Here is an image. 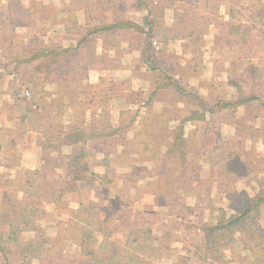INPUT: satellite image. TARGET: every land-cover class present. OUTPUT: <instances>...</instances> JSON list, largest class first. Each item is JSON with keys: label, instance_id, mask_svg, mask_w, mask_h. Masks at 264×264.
<instances>
[{"label": "rangeland", "instance_id": "374dc122", "mask_svg": "<svg viewBox=\"0 0 264 264\" xmlns=\"http://www.w3.org/2000/svg\"><path fill=\"white\" fill-rule=\"evenodd\" d=\"M5 1H7L8 7L6 10L0 11V66L3 67L0 72V119L6 122L8 125L6 127L9 129V115H11V119L17 118L16 122L25 131L27 128L38 126L34 118V102L32 101L38 97V91L42 88L43 103L47 102V82L48 80L53 81L55 77L52 73L45 71L47 60H50V57L40 56L36 59L31 57L32 53H37L42 47L48 50L47 27L44 23L46 19L43 21L41 19L48 15L50 9L47 8L46 3H43L46 0ZM166 2V0H157V4L150 6L153 13L149 16V23L152 24L149 37L145 34L148 29L145 25L143 31L131 27L129 32L120 29L121 35L126 39L131 38L142 51H145L146 45L151 43L156 51L153 57L162 67L167 65V61H162L161 57L164 54L159 47L161 42L166 44L164 38L169 33L160 21L166 13L167 16L172 13V18L175 15L173 8L166 7ZM109 4L110 7L117 4V8L113 7L117 9L116 16L119 21L124 20L120 18L128 13L124 6L125 0H113V3ZM176 4L183 5L180 0H176ZM223 9L222 6L220 12L221 16L225 18L226 8ZM133 12L137 19L142 18L143 12L146 13L145 10L135 9ZM192 22L199 31L207 29V32L210 33L209 25L206 22H198L195 19ZM15 24L16 31L25 30V39L12 35L9 31L12 28L11 25ZM172 25L167 28H173ZM184 31L181 30L180 33ZM206 34L199 35L194 41L191 40V44H185V50L188 52L195 47L211 48V50L215 48L214 53L218 51L219 57H230V61L233 60V65L240 69L238 73L230 77L235 81V86L241 90L240 99L254 96L256 97L255 101L238 106L233 105V108L223 107L218 102L212 105V97L206 95L204 90L196 89L190 84H198V88L206 86L204 74L207 72V65L210 64L209 56L214 53L209 54L208 51L203 55L197 53L192 56L193 58L177 55L176 57L181 58L182 63L187 61V65L191 67L188 69L186 66V72L181 66L173 69L174 73H180V77L177 79L184 91L175 93V99L182 98V102L185 99L193 102L202 99L206 105V109L201 110L205 113L204 119L187 122L184 125V131L192 139L188 144V148L191 150H188L189 158L184 165L186 168L182 165L178 166V160L167 159L165 161L163 159L165 146L162 141L167 139V135L162 134L163 131H156V135H152V133L145 135L144 133L148 129L145 130L143 127L139 129L140 133L144 132L143 135L140 134L137 137L133 136L129 130L125 131L127 136L122 140L127 139V141H124V145L128 144L129 140L125 152H119V146L112 151L113 146L109 149V155L100 152L94 154L93 161L91 160V163H94L93 170L113 179L112 184L103 183L97 185L96 189H93L94 186L82 187L74 193L66 191L60 198L57 208L52 202L36 200L35 188L38 187V190L42 192V185L26 187L22 182H17L18 175L25 176L28 172H19L17 175L10 167L0 168V264H124L119 257L113 256L109 247L102 248L99 247V244L103 241V235L106 232L111 234V238L116 240V243H130L133 236L129 235L127 238V227L130 225H134L132 231L153 227L154 234L138 233L139 236L149 241L138 237L139 245L143 248H138L136 244L130 247L132 252L127 251V253L132 258V263L130 261L129 264H136V259L140 256L143 257L139 258L143 261L142 264L145 262L146 264H170L176 259L178 253L186 256V252L181 249L182 242L180 240L171 242L169 253L163 252L162 243L158 244L160 227L167 228L172 232L177 231L179 237L190 238L192 230L186 229L187 226H191L199 217L202 221L210 222L215 215V212L205 206L227 207L228 204L234 202L233 191H244L252 195L258 189V178L264 175V145L259 144L258 141L260 137L264 138V129L261 130V133L258 132V127H256L258 119L256 120L255 117L258 118V93H261L258 92V63L264 65V40H259L258 43L253 40L254 38L246 40L215 38L213 40L212 36L206 40ZM153 42H156L157 46ZM94 60V55L89 51L75 52L72 55L67 51L57 54L56 62L50 65L54 64L59 70L58 73L56 71V74L61 80L64 77L65 83L71 84L69 81L77 83L76 78L86 74V70L94 65ZM155 60L147 64L148 67L155 66ZM32 65L37 66L40 73L33 74L31 72ZM194 65L198 66V70L200 69V72L203 73L193 74V77L191 75L188 78L192 82H186L185 78ZM81 89L91 93L94 91L95 85L87 84L86 86L83 82ZM26 91L29 92V95H25ZM78 91L79 89L76 87L73 92L77 93ZM262 95L264 96V89ZM46 105L47 109H51L53 104L48 102ZM68 108L70 107L66 108L64 116H62V121L66 124L74 121L73 110ZM114 112L116 114V110ZM122 112H126L127 115L131 113L130 110H122ZM123 118L122 116V120L119 121L120 125L126 119ZM226 119L231 125L235 119L236 127L233 129L230 125V128L222 129V120ZM56 122L58 123V121ZM164 123L166 122L164 121ZM168 125L172 127L174 124L169 122ZM40 126L43 128L42 124ZM6 127L0 126L1 137L2 134L8 133ZM85 127L92 130L95 124L90 122ZM18 129L14 130L15 141L22 139ZM143 139H149L152 149L159 147V150L149 152L142 150L139 143ZM102 141L105 144L106 141L109 143L110 139L103 138ZM6 144L9 146V141ZM136 153H142V156H138ZM17 154L13 153L15 158ZM102 159L107 162L100 163L99 161ZM104 164L108 165L111 172L103 171ZM171 166H175L178 172V180L173 183L175 184L174 192L169 190L168 193L162 195L164 197L159 201H154L152 191L157 189L151 181L157 179L160 172H168L166 170ZM191 168L194 169L193 172L191 171L193 179L197 175V184L191 182L192 180L189 181V175L184 171ZM163 185L159 186L164 187ZM192 186H195V193L185 192L179 195L175 190L176 187H181L185 191ZM44 193H40V196H43ZM121 193H126V195L122 196ZM176 199L184 201V206L175 204L173 201ZM166 202L168 204H164ZM79 203L83 205L81 210H85L80 214L76 213L80 208ZM172 206H175L174 210L178 209L185 216L182 220L178 218L173 222L170 221L173 218L172 214L169 216ZM186 207H189V210ZM89 209L91 212L88 214ZM262 211H264V204L260 213ZM157 218L164 222H157ZM260 220L264 226V214L260 215ZM163 223H170V225L165 227ZM134 234L136 235V233ZM82 237L86 239L84 242L86 245L80 247L79 239ZM155 237L158 240L151 241ZM89 251H92V254ZM224 251L226 257L231 260L230 264H238L241 255L249 254L244 249V244L239 236L235 242L225 247ZM150 256L155 258L150 259ZM145 257H149V259ZM186 263L195 264L190 260H186Z\"/></svg>", "mask_w": 264, "mask_h": 264}, {"label": "trees", "instance_id": "16d2710c", "mask_svg": "<svg viewBox=\"0 0 264 264\" xmlns=\"http://www.w3.org/2000/svg\"><path fill=\"white\" fill-rule=\"evenodd\" d=\"M110 1L111 0H108L107 2ZM166 1V7L173 8L175 13L172 25L173 28L169 29L171 34L172 32L178 34L181 30H185L180 34H182L184 38L194 41L199 35L207 33V29L199 31L198 27L194 26L192 21L195 19V21L198 22H206L208 25L213 24L215 28L219 30V38L236 40L254 38L253 40H255L256 43H258L259 40H264V0H180L183 5H177L176 0ZM130 3H133V8L135 10H145L144 25L148 27L145 34L149 37V31L152 27V24L149 23V16L153 13L150 6L151 4H157V0H130ZM222 5L226 7L225 18L221 16L220 12V6ZM117 26H128L134 29H141L140 26L131 21H118L116 24L100 26L96 30H107ZM11 27L12 28H10L9 31L13 32L16 24L11 25ZM149 44L150 45H146V50H143V57L145 59L148 58L147 60L150 58L152 59L153 54L156 52L151 43ZM61 51L62 49H60L59 52L52 50L49 51L42 47L37 53H32L31 57L34 59L40 56L44 58L50 57V60H47L48 62L45 67V71L47 72L48 65L56 62L57 54H60ZM166 70L167 71L164 73L165 75L161 76L163 86L172 85L176 93L184 92L179 85V79L167 74L168 70L174 72L173 67H167ZM54 74H56V71L52 73V75ZM60 84L61 83H59L60 89H62L63 83ZM155 90L149 93L147 98L143 100L144 103L152 100L156 94ZM67 93L71 97L69 87ZM63 94V91L61 93L60 90L59 95L57 93L58 96L55 94V97L51 98L53 100L51 103L53 104L51 105V109H47L48 106L46 104L48 103L42 102L39 105L34 103V118L39 125H43V128L41 127L38 129L42 135V138L39 141L43 150L42 165L38 169L28 171V174L25 175V179L22 182L26 187L42 185V192H45V196L44 194L43 196H40V193L42 192H40L37 187L35 188V192H37L35 196L36 200L41 199V202H52L56 208L58 207L60 198L66 191L68 193H74L78 191V188L81 189L82 187L94 186L93 189H96L97 185L103 183L106 185L112 184L113 179H109L107 178V175L93 170L94 163H91V160L93 161L95 153L100 152L109 155V149L113 146L112 151L116 150L119 146V152H125L127 148L126 145H129V140L126 145H124V141H127V139L124 141L122 140L127 136L125 135V131L129 129V125L127 122H124L121 125L119 124L118 127H113L110 121L109 112L108 110H105V107L102 109V114L97 120L98 127L96 130L87 129V127H85L87 124L83 119H79L78 117L75 119L73 118V122L67 124L64 123L62 121V116H64L68 104L63 102ZM137 95V98L142 99L139 94ZM255 99L256 97L250 96L247 98H241L234 103L220 100L218 104L223 107L230 106V108H233V105L238 106L239 104H244L245 102ZM56 100L59 102H55ZM198 103V111L195 112L196 114L178 120L172 129L168 128L167 133H164V135H167V139L162 141L165 146V150L163 151V159L165 161H167V159H171L172 161L178 160V166L182 165V167H185V162L188 161L189 158L188 150H191L188 148L189 140L191 138H189V135H187L188 133L184 131V125L191 120L204 119L205 117V113L201 110L206 109V105L202 102V99H199ZM74 116L77 115L74 114L73 117ZM56 121H58V123ZM54 127H56V129H53ZM138 132L139 134H142L140 133L141 131ZM137 136L138 135L135 137ZM103 138L110 139V141H108L109 143H106V141L105 144H103ZM140 142L139 145L142 146L141 149L145 150V152L159 150V147L152 149V145L149 144V139H143V141ZM64 146H67V148H64ZM136 154L142 156V153ZM99 162L106 163L107 161L102 159ZM192 170L194 169L191 168L188 171H184L189 175V181L192 180L191 182L197 184V175L195 176V179H193ZM103 171L109 173L111 172V169L108 168V165L104 164ZM166 171L168 172H160L157 179L151 181L157 189L154 192L152 191L154 201H159L164 197L162 195L168 193L169 190H172L170 192H174L175 184L173 183L178 180L177 168L171 166ZM174 174L176 175L174 176ZM10 182H12V180ZM162 184H164V187L159 186ZM175 190L179 195H182L185 192L195 193V186H192V188L189 187L185 191H183L181 187H176ZM232 194L234 196V202L228 204L227 207L220 205H213L212 207L205 206L210 208L212 212H215V215L210 222L202 221L199 217V219H197L191 226H187L186 229L192 230L190 238L187 237L186 239L185 237H179L177 231L172 232L167 228L164 229L160 227L158 244L162 243L161 248L163 249V252L169 253L171 242L179 240L182 242L181 249L186 252V256L182 253H178L176 259L170 264H188L186 263V260H190L195 264H230L231 260L226 257L224 249L235 242L238 236L241 237L244 249L249 253L247 255H241L238 264H264V229L260 220V207L264 204V175L258 178V189L255 190L252 195L237 190L233 191ZM121 195L124 196L126 193H121ZM43 197H45V199H42ZM80 201L81 200L79 199V202ZM173 202H175V204L178 203L180 206H184V201H178V199H176ZM79 204L80 208L77 209L76 213L80 214L85 210H81L83 205L82 203ZM164 204L168 203L166 202ZM186 208L188 209L189 207ZM174 209L175 206H172V210L169 212V216L171 214L173 216L170 221L173 222V220H177L178 218L182 220L185 216L178 209ZM32 211L36 212L34 210ZM90 212L91 210L89 209L88 214ZM156 221L164 222V220H159V218H157ZM163 224H165V227L170 225V223ZM132 227H134V225L127 227V238L129 235H133L130 243H116V240L111 238V234L106 232L103 235V241L99 244V247H109L113 256L119 257L122 263L129 264L132 258L129 257L127 251L132 252L130 247L136 244L138 248H143V246L140 247L139 245V238H145L139 236L138 233L154 234L153 227L139 231L135 229L132 231ZM134 233H136V235ZM93 239H95L94 236ZM156 239L157 238L155 237L151 241ZM147 240L148 239H145L144 241ZM79 241L80 247L86 245L84 244V242H86L85 238L82 237ZM150 244H152V242H150ZM89 253L92 254V251H89ZM139 258L143 257L140 256L137 259L135 258L136 264H142L143 261ZM145 258L149 259V257ZM151 258L155 257L150 256V259Z\"/></svg>", "mask_w": 264, "mask_h": 264}, {"label": "crops", "instance_id": "0c3cea01", "mask_svg": "<svg viewBox=\"0 0 264 264\" xmlns=\"http://www.w3.org/2000/svg\"><path fill=\"white\" fill-rule=\"evenodd\" d=\"M105 1L46 0L43 2L46 3L47 8L50 9L48 15L46 17L43 16L41 19L42 21L46 19L44 23L47 27L48 50L59 52V50L62 49L61 53L69 51L71 55L72 53L75 54V52L80 53L81 51L83 53L89 51L95 57L94 65L89 67L86 70V74H83L82 77L79 75V77L76 78L77 83H75L76 81H69L71 84L65 83L64 77L61 80L57 74H54L53 76L55 77L53 81L48 80L47 82L48 92L46 103H52L53 100L51 98L55 97V94L58 96L61 90V93L62 91L64 93L62 96L63 102L68 104V107H70L68 109L71 111L73 110L72 117L76 114L77 116H74V119L77 117L83 119L86 124L93 122V124H95L93 130L97 129V120L100 118L102 109L105 107V110L109 112L112 126L118 127L119 121L122 120L123 116V119L126 118L124 122H127L129 125L128 130L132 132L133 136L140 135L138 131L141 127L145 128V130L148 129L145 133L142 132V134L144 133L145 135L149 133L156 135L155 132L158 130L163 131L162 134L165 132L167 133V128L174 127L178 120L196 114L195 112L198 111L199 103L198 100L193 102L190 100L186 101L185 99L182 102V98L175 99V89L172 85L163 86L161 76L165 75L164 73L167 71V67L174 66L173 69H177L178 66H181L184 68L185 72L187 67L188 69L191 67L187 65V61L182 63L181 58L178 59L176 57L177 55L193 58L192 56L197 53L202 55L207 51L209 54L214 53L215 48L211 50V48L205 49L204 47H195L193 50L190 49L188 53L184 46L188 43L191 44V39L184 38L180 33H170L169 28L174 22V18H172V13L169 16H167L168 14L166 13L160 23L166 28L169 34L164 38L166 44L161 42L159 48L164 54L161 59L162 61L166 60L167 65L163 67L160 66L155 60V57H153L156 65L150 68L147 64L154 62L153 58L149 60H147L148 58L145 59L143 57V51L136 46L135 42H133L131 38L126 39L121 35V28L129 32L130 27L117 26L107 30H96L100 26L116 24L119 21V18L116 16L118 14L117 9H114L118 7L117 4L110 7L109 3L112 4L113 0L107 3H105ZM124 6L128 13L120 19H124L122 21H131L144 30L145 13L143 12L142 18L137 19V17L133 15V3H130L129 0H125ZM222 6H220V8ZM7 7V1L0 0V11L6 10ZM223 8V10H225L226 7L223 6ZM167 26L170 27L167 28ZM208 30L210 33L207 32L205 36L206 40H209L211 36L213 40L219 38V30L215 28L213 24L209 25ZM11 33L12 35L20 36L22 39L26 38L25 30L18 32L14 29ZM142 34L144 33L142 32ZM129 36L130 33L128 37ZM209 57L210 64L207 65V72L204 74V76H206V86H200L202 88H198L199 85L191 83L192 81L188 78L191 77V75L193 77V74L196 75L197 73L200 75L203 73L200 72V69L198 70V66L196 65H194V69L190 68V73L185 78L186 82L191 83L190 86L196 89L204 90L206 95L212 97V105L220 102V100L233 103L239 101L241 90L238 86H235V81L230 79L232 75L239 72V67L233 65V60L230 61V57H227L228 59L224 56L222 58L219 57L218 51ZM2 68L3 67L0 66V72ZM47 68L50 73H54L55 71L58 73L59 71L54 64L48 65ZM39 70L37 66H31V72H33V74L40 73ZM167 74L174 78L180 77V73H174L171 70H168ZM83 82L86 86L87 84H94V91L88 93L81 89V84ZM59 83H63L62 89H60ZM68 87L70 95H72L71 97L67 93ZM76 87H78L79 91L74 93L73 91ZM156 87L157 89L155 90ZM263 89L264 65L263 63H258V92L261 93H258V118L254 117L256 120L258 119V126L256 127H258V132L260 131V133L261 130L264 129ZM41 90L43 89H39L38 97L33 100L37 105L44 101V95ZM154 90L156 94L152 100L144 103L143 100ZM137 94H139L142 99L137 98ZM254 101L255 100L249 102ZM55 102L59 101L56 100ZM202 102L205 103L204 100H202ZM69 104L71 105L69 106ZM115 110L116 114H114ZM118 110H120L121 113ZM122 110H130L131 113L127 115L126 112H122ZM207 117L210 118L208 115ZM233 120L234 123L232 125L227 119L222 120L223 123L221 128H230L231 125L234 129L236 125L235 119ZM16 121L17 118L11 119V115H9L8 129L6 127L8 126L6 122L0 119V126L6 127V131L10 134H2V137L0 135V168L4 169L5 167H10V169L12 168L18 175L19 172H28L40 168L42 165L43 150L39 144L40 136H42L38 130L41 128L39 123L36 122L38 125L37 127L34 126L31 129L27 128L23 131ZM164 121L166 123H164ZM195 121L197 120L195 119L189 122ZM169 122H172L174 125L171 127V125H168ZM19 127L20 129H18ZM17 129L21 132L20 137H22V139L20 141H15L13 138L14 130ZM7 141L10 143L9 146L6 144ZM258 143L264 145V138L260 137ZM13 153H18L16 158ZM24 179L25 176L18 175L17 182H23ZM262 206L263 204L260 210H262ZM261 214H264V211H262L260 215Z\"/></svg>", "mask_w": 264, "mask_h": 264}, {"label": "built area", "instance_id": "2783aa9c", "mask_svg": "<svg viewBox=\"0 0 264 264\" xmlns=\"http://www.w3.org/2000/svg\"><path fill=\"white\" fill-rule=\"evenodd\" d=\"M153 44H154L155 46H157V43H156V42H153ZM25 95H29V92L26 91V92H25Z\"/></svg>", "mask_w": 264, "mask_h": 264}]
</instances>
